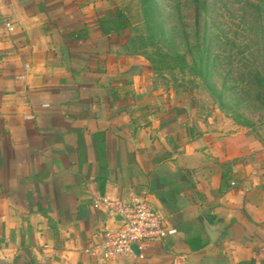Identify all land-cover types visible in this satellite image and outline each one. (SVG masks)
Here are the masks:
<instances>
[{"label": "crops", "instance_id": "crops-1", "mask_svg": "<svg viewBox=\"0 0 264 264\" xmlns=\"http://www.w3.org/2000/svg\"><path fill=\"white\" fill-rule=\"evenodd\" d=\"M112 3L0 0V259L264 264V153L175 91L164 100L127 32L99 27ZM141 199L172 237L138 256L83 253L122 225L103 200Z\"/></svg>", "mask_w": 264, "mask_h": 264}, {"label": "rangeland", "instance_id": "rangeland-1", "mask_svg": "<svg viewBox=\"0 0 264 264\" xmlns=\"http://www.w3.org/2000/svg\"><path fill=\"white\" fill-rule=\"evenodd\" d=\"M156 1L167 25L169 48L184 55L190 66L208 61V82L227 108L219 109L203 80L187 72L153 74L154 87L163 92L164 100H169V91H175L182 104L198 109L199 120L219 122L222 132H238L247 147L264 153V109L257 104L250 81L255 71L264 76V0H205V11L196 0ZM111 6L106 17L120 10L131 25L139 23L137 0H113ZM146 51L155 56L156 50ZM229 109L249 120L252 127L236 124Z\"/></svg>", "mask_w": 264, "mask_h": 264}, {"label": "trees", "instance_id": "trees-1", "mask_svg": "<svg viewBox=\"0 0 264 264\" xmlns=\"http://www.w3.org/2000/svg\"><path fill=\"white\" fill-rule=\"evenodd\" d=\"M205 0L195 3L201 11H205ZM139 11V23L131 25L128 18L120 10L114 16H103L98 20V25L104 34L114 33L122 35L124 32L131 34L128 38L127 50L134 55L142 56L151 66L153 74L163 70L174 76L177 73H189L199 76L206 84L209 95L217 103L219 109H226L227 105L223 97L208 82V61L190 66L184 55L172 52L166 37V23L164 15L156 0H137ZM165 48V51H161ZM147 49L156 50L155 56L147 53ZM167 50V51H166ZM251 88L256 95L257 104L264 109V76L255 71L251 78ZM233 121L243 127L250 128L252 123L236 111H231Z\"/></svg>", "mask_w": 264, "mask_h": 264}, {"label": "built area", "instance_id": "built-area-1", "mask_svg": "<svg viewBox=\"0 0 264 264\" xmlns=\"http://www.w3.org/2000/svg\"><path fill=\"white\" fill-rule=\"evenodd\" d=\"M102 202L107 209L120 216L122 225L115 230L105 231L96 245L82 250L91 257L100 256L109 260L131 254L133 245L139 252L145 251L153 244L164 243L175 234V230L168 228L164 218L144 199Z\"/></svg>", "mask_w": 264, "mask_h": 264}, {"label": "water", "instance_id": "water-1", "mask_svg": "<svg viewBox=\"0 0 264 264\" xmlns=\"http://www.w3.org/2000/svg\"><path fill=\"white\" fill-rule=\"evenodd\" d=\"M219 228L220 227L218 225L215 226L212 235H210V241L212 243H214L220 237ZM131 251H132L133 254L138 256V250H137V247L135 245H133L131 247ZM0 264H9V263H7L6 261H3V260L0 259Z\"/></svg>", "mask_w": 264, "mask_h": 264}]
</instances>
